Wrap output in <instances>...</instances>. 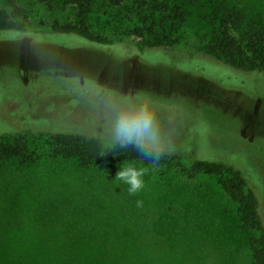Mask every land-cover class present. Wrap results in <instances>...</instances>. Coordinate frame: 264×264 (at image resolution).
I'll list each match as a JSON object with an SVG mask.
<instances>
[{"label": "rangeland", "instance_id": "1", "mask_svg": "<svg viewBox=\"0 0 264 264\" xmlns=\"http://www.w3.org/2000/svg\"><path fill=\"white\" fill-rule=\"evenodd\" d=\"M173 1L184 11L170 25L174 43L147 50L132 30L149 8L135 0H93L86 39L51 29L73 20L70 0H0L9 13L19 9L23 27L0 31V134H26L30 150L38 146L26 163H0V264H251L258 232L239 229L217 176L190 174V157L239 169L264 226V74L204 53L217 0ZM227 2L264 23V0ZM134 95L154 104L173 162L81 167L50 157L36 139L102 137L106 105ZM128 165L147 169L134 195L115 179Z\"/></svg>", "mask_w": 264, "mask_h": 264}, {"label": "trees", "instance_id": "2", "mask_svg": "<svg viewBox=\"0 0 264 264\" xmlns=\"http://www.w3.org/2000/svg\"><path fill=\"white\" fill-rule=\"evenodd\" d=\"M111 1L119 4L122 0ZM92 2L93 0H70L76 8L73 20L55 22L51 29L57 33L85 38L88 31L86 18ZM135 2L139 7L147 5L149 12L141 17L140 26L135 27L132 34L136 38H147V50L171 46L174 43L171 26L184 17L182 7L173 0ZM7 3L13 5V0H7ZM157 12L162 13L159 18L155 16ZM19 13V9L15 7L11 13L0 8V31H23V27L15 21ZM203 51L210 57L221 60L233 71L264 74V23L243 9L229 4L227 0H217L212 9L211 30ZM34 134L37 135V141H43L49 147L50 157L75 159L81 167L101 161L112 164L128 161L150 164L132 149L117 148L103 153L101 137L97 134L72 131ZM28 145L26 134H0V163L11 158H19L22 164L28 162L36 156L38 147L35 145L30 150ZM176 158L177 155L165 152L155 165L168 164ZM190 158V174L217 176L218 183L236 205L239 229L244 233L258 232L257 237H249L251 264H264V226L258 212V199L255 192L248 187L244 174L224 161Z\"/></svg>", "mask_w": 264, "mask_h": 264}, {"label": "clouds", "instance_id": "3", "mask_svg": "<svg viewBox=\"0 0 264 264\" xmlns=\"http://www.w3.org/2000/svg\"><path fill=\"white\" fill-rule=\"evenodd\" d=\"M106 111L108 115L101 137L103 153L117 148L132 149L142 160L155 165L170 150L157 110L147 97H118L106 105ZM146 172V168L128 165L119 169L115 179L134 195L144 188ZM139 203L137 201L138 206Z\"/></svg>", "mask_w": 264, "mask_h": 264}]
</instances>
